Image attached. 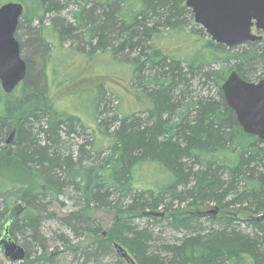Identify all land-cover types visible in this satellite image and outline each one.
<instances>
[{
  "label": "trees",
  "instance_id": "1",
  "mask_svg": "<svg viewBox=\"0 0 264 264\" xmlns=\"http://www.w3.org/2000/svg\"><path fill=\"white\" fill-rule=\"evenodd\" d=\"M14 1L25 7L17 32L24 25L29 28L33 23L38 24L29 34L30 45L41 61H45L46 47L50 44L43 26L48 16L55 14L51 21L53 28H59L60 31L56 30L59 36L78 29L87 35L89 57L110 52L117 59L126 50L130 53L140 51L133 63H125L133 70V81H144L142 73L149 70L150 77L145 83L154 87L144 89L146 101L150 103L145 110L149 123L134 116L119 119L115 115L108 118L119 122V126L110 132L108 120L100 122L98 118L102 112L98 113L97 123L99 127L105 125L109 146L98 150L97 155L104 157L96 166H87L92 150L81 148L75 161L52 151L51 145L53 147L59 140L64 126L71 127L73 117L58 112L49 103L43 82L44 70L35 71L28 58V75L18 88L24 93L23 99L11 109L0 111V148L10 131L12 118L18 114V134L12 144L16 149H10L6 156L0 149V164L6 160L15 162L30 184L11 181L6 174L2 175L0 167V228L9 224L11 236L15 232L30 233L32 239L45 248L41 214L45 211L46 199L49 196L59 198L71 186L79 193L84 206L80 216L64 220L67 225L75 227V221L89 225L91 218L86 213L92 210H116L117 217L109 231L99 235V227L89 232L90 235L95 233L92 242L96 248L92 255L106 253L119 245L137 264H264V142L243 132L221 91L222 84L234 71L249 82L264 79V44L248 43L241 51L228 49L212 42L203 29L193 25L190 37L195 38V51L190 59L180 61L156 48L154 40L161 38L160 26L178 34L184 32V26L177 21L185 12L192 15L184 5L186 0H92L89 9L91 0H77L84 5L79 4L81 8L74 18L76 27L66 25L59 18L65 8L62 3L71 0H31V12H26V0ZM148 17H154L156 23L148 22ZM20 47L22 54L21 42ZM182 63L187 73L183 72ZM197 75L204 79L203 86L217 88L218 99L179 100L176 91L180 85L184 83L188 89ZM28 102L31 103L27 112L21 115L17 110ZM31 119L43 123L40 132L47 141L44 145L29 136L27 125ZM143 164L154 165L167 176L162 180L155 177V184L141 187L138 181L142 178L136 177V172ZM239 184L244 187L242 192ZM180 188L184 190L180 192ZM112 191L119 193V200L114 204L107 202ZM232 194L234 198L228 201ZM127 197H131V203L123 207L121 201ZM186 199L191 200L187 208L193 211L172 210L173 200L183 202ZM16 201L24 203L26 211L13 221L9 215L11 204ZM208 203L216 205L209 211L218 210L215 217H209L210 221L219 222L222 227L202 235L199 222L204 211L197 209ZM245 203L248 206L244 210L250 216L244 222L255 229L253 236L234 225L240 211L230 214L232 206ZM135 216L155 221L164 218L176 231L185 229L194 236H186L180 244L162 248L168 255L164 259L161 254H150L151 232L138 230L133 225ZM24 248L27 258L20 264H56L58 251L47 253L43 250L31 261L32 249ZM70 248L74 252L77 245Z\"/></svg>",
  "mask_w": 264,
  "mask_h": 264
},
{
  "label": "rangeland",
  "instance_id": "2",
  "mask_svg": "<svg viewBox=\"0 0 264 264\" xmlns=\"http://www.w3.org/2000/svg\"><path fill=\"white\" fill-rule=\"evenodd\" d=\"M16 2L14 0H0V6L6 3ZM84 5V2L71 0L69 3H62L65 8L62 10L60 19L64 21L66 25H72L76 27L74 22L75 15L80 10V6ZM93 4L91 0L89 2L88 9ZM186 6V3L184 4ZM26 12L33 10L31 0H26ZM34 12V11H33ZM192 13V12H191ZM55 14L49 15L45 25L43 26V33L47 38V43H50L46 47L45 61H41L40 56L34 52L33 46L30 45L31 34L30 31L38 28L37 23H33L31 27H20L17 32V40L21 42L24 47L22 52L23 59L28 63V58L31 59L35 71L38 68L44 70V88L46 95L50 100V104L60 113L68 114L73 117L71 127L64 126L60 133L59 140L51 145L52 151L57 152L62 158L71 157L74 161L80 156L79 150L84 148L85 151H91L90 159L87 161V166L97 165L103 155L98 156V150L109 146V138L105 136V125L99 127L97 121V115L102 112V115L98 118L101 121L108 120L110 132H113L119 126V122L109 120L111 117L118 115L119 119L125 116L138 117L148 122L147 113L145 110L150 107V103L146 101L144 89L153 88L152 86H146L145 81L149 80V70H145L142 73L144 81H133L132 68L127 63H133L134 59H137L140 51L130 53L126 50L120 56L115 59L113 53L107 52L104 54H94L89 57L87 55L90 50L89 38L82 30L78 29L70 32L69 35L59 36L56 32L60 31L56 26L53 28L51 19ZM148 22L151 24L156 23L154 17H148ZM178 25L184 26V32L178 34L172 32L170 28L159 27L160 39L154 40L155 47L161 48L168 57L175 58V60H182L184 58L190 59V55L195 51L194 49V37L192 31L193 25H196V29H203L194 22L193 15L185 12L181 15L177 21ZM77 29V28H76ZM172 32V33H171ZM203 32L206 34L205 30ZM253 35H259L257 30H253ZM208 36V35H207ZM209 37V36H208ZM210 38V37H209ZM211 39V38H210ZM264 44V39L261 41ZM248 44V43H247ZM149 43H147V46ZM246 45V44H245ZM240 45L235 48L241 51L246 47ZM130 56V57H129ZM144 59V58H142ZM127 61V63H125ZM181 67L184 73H187L185 64L182 63ZM190 79V75L187 76ZM204 79L199 75L189 83V88L186 89V84H182L179 90L176 91V96L179 100H194L198 98L213 97L218 99L217 88L213 85L203 86ZM257 82V81H253ZM191 85V88H190ZM21 88V87H19ZM191 91V93H190ZM185 92V94H184ZM144 93V94H143ZM24 93L21 89H17L12 95H6L0 84V111L11 109V106L19 104L23 99ZM191 97V98H190ZM184 102V103H186ZM28 102L21 104V107L17 110L21 115L27 112L29 108ZM100 103L99 107L98 104ZM184 103H182L184 105ZM19 106V105H18ZM22 108V109H21ZM17 116L12 118L10 131L4 138L1 148L5 152V156L10 149L14 151L16 148L12 145L16 140L17 130ZM108 118V119H106ZM98 122V123H97ZM43 123H37L31 119L29 121L28 129L29 136L36 138L41 145L47 143L44 134L40 132V127ZM31 134V135H30ZM93 145V147H92ZM32 150V148H30ZM191 164V163H190ZM0 167L3 169L2 175L6 174V178L18 184L26 183L30 184V181L25 174L19 171L15 162L1 161ZM167 176L165 172L158 170L156 166L151 164H143L136 172V177L142 178V181H138V185L141 187H149L154 183L155 177L162 180ZM156 182V181H155ZM161 182V181H157ZM155 184V183H154ZM137 186V185H136ZM243 185L239 184V191H243ZM184 188H180L179 191H183ZM234 194L228 197V201H231ZM119 200V193L112 191L111 196L107 202L114 204ZM191 202L190 199H186L181 202L179 200H173V209H181V211H193L187 208ZM15 203V204H14ZM11 207V213L9 217L14 220L20 219L26 211V205L22 202L16 201ZM131 203V197H127L121 201L123 207L128 206ZM167 203H170L168 198ZM207 206L198 208L199 211L208 212L210 209L216 207L214 203H208ZM83 200L79 193L74 190L73 187L68 186L63 194L59 198L49 196L46 199L45 211L41 214V236L44 239L45 248L39 246L31 237L30 233L15 232L12 235L14 241L21 246H28L32 251L30 252V260H34L36 256L42 254L45 250L47 253L56 250L59 252L56 264H131L121 256L116 248L110 249V251L92 255L95 253L96 245L93 246L95 233L90 235L91 230L101 228V232H107L111 229L117 217L116 210L114 208H107L103 210H92L86 214L91 218L89 225L83 223L73 222L75 227L67 225L64 220L73 216H80L83 209ZM248 206L247 203L241 205L237 204L230 208L231 213L239 212L238 221L234 224L241 228L244 233L254 235L255 229L247 225L244 221L248 219L250 213L244 208ZM183 211V212H184ZM163 212V209H160ZM55 215L56 217H54ZM211 216L202 217L200 224L202 226V235L206 234L208 230L213 228L220 229L222 225L219 222H211ZM133 225L138 230L147 229L151 232L152 240L150 242V254H161L162 258H167L168 255L162 248L168 245L180 244L186 236H194L190 231L180 229L176 231L170 226L169 220L164 218L155 221L151 218L135 216L133 219ZM204 229V230H203ZM0 233L2 229L0 228ZM1 237V235H0ZM66 239V243L65 240ZM77 245V250L72 251L70 246ZM264 250V248H263ZM130 259L135 261L133 257ZM136 262V261H135ZM0 264H10L0 252ZM18 264V263H17ZM36 264V263H35ZM137 264V262H136Z\"/></svg>",
  "mask_w": 264,
  "mask_h": 264
},
{
  "label": "water",
  "instance_id": "3",
  "mask_svg": "<svg viewBox=\"0 0 264 264\" xmlns=\"http://www.w3.org/2000/svg\"><path fill=\"white\" fill-rule=\"evenodd\" d=\"M186 7L211 41L228 49L264 39V0H186ZM23 15L24 6L20 3L0 7V84L6 95H11L28 75V66L16 39ZM254 29L260 34L253 35ZM221 91L243 132L264 142V79L249 82L234 71L222 84ZM217 213L215 209L201 212L200 216L215 217ZM0 235V252L5 259L10 264L23 263L27 250L13 240L9 224ZM115 247L124 259L136 264L123 248Z\"/></svg>",
  "mask_w": 264,
  "mask_h": 264
}]
</instances>
